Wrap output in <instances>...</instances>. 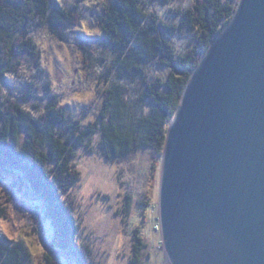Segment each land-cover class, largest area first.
Returning <instances> with one entry per match:
<instances>
[{
    "label": "trees",
    "instance_id": "obj_1",
    "mask_svg": "<svg viewBox=\"0 0 264 264\" xmlns=\"http://www.w3.org/2000/svg\"><path fill=\"white\" fill-rule=\"evenodd\" d=\"M157 2L171 1L104 0L96 12L98 36L106 45L100 48L81 40L79 46L84 72L92 77L101 97L96 119L86 125L61 106L50 85L42 109L35 103L24 106L22 102L35 97L28 92H21L20 101L0 95V186L12 181L11 188L23 196L26 178L31 192L48 204L51 247L75 264L97 261L89 243L77 244L75 239L79 227L72 216L77 208L73 190L81 174L73 162L78 150L93 154L95 136L100 153L111 163L147 150L155 180L166 134L190 75L233 17L239 0H192L188 7L170 8L177 24L153 9ZM82 19L75 3L71 7L61 0H0V87L10 74H17L18 56L40 57L34 33L44 29L52 38L68 43L70 30ZM180 37L189 38L186 50L175 44ZM40 205L38 201L34 208L39 210ZM5 211L0 205V218L6 217ZM134 238L136 251L145 247L137 229ZM136 251L132 264L141 263ZM0 264H34V257L24 242L10 241L0 232Z\"/></svg>",
    "mask_w": 264,
    "mask_h": 264
},
{
    "label": "water",
    "instance_id": "obj_2",
    "mask_svg": "<svg viewBox=\"0 0 264 264\" xmlns=\"http://www.w3.org/2000/svg\"><path fill=\"white\" fill-rule=\"evenodd\" d=\"M159 192L170 264H264V0H239L190 75Z\"/></svg>",
    "mask_w": 264,
    "mask_h": 264
},
{
    "label": "rangeland",
    "instance_id": "obj_3",
    "mask_svg": "<svg viewBox=\"0 0 264 264\" xmlns=\"http://www.w3.org/2000/svg\"><path fill=\"white\" fill-rule=\"evenodd\" d=\"M61 1L65 6L72 7L74 3L79 6L82 23L70 30L68 43L52 38L44 29L34 33L40 57L28 54L18 56L20 68L16 70V75L10 74L1 85L0 95L20 101L21 92H28L35 97L22 102L24 106L30 107L35 103L42 109L48 101L50 85L61 106L86 125L96 119L101 97L94 90L92 77L84 72L79 46L81 40H86L97 47H105L106 44L98 36L100 32L94 19L104 0ZM170 1L167 4L157 2L153 9L164 20L177 24L178 19L170 15L169 9L188 7L192 0ZM86 35L93 40L87 39ZM188 39L177 38L175 44L186 50ZM2 100L6 102L5 97ZM90 105L84 114L83 111ZM97 141L98 136H95L91 143L93 154H85L79 149L73 162L81 174L73 190L77 200V208L72 214L79 227L75 234L77 244L89 243L96 256L95 264H132L136 251L134 230L137 229L145 244L136 251L141 258L140 264H170L159 224L160 171L153 180L150 173L151 154L147 150L138 151L129 159L111 163L100 153ZM11 184L12 181L6 180L0 186V205L6 208V217L0 218V232L10 241L24 242L34 257V264H75L65 253L53 251L50 245L52 228L49 223L42 222L45 204L30 191H24L23 196L17 194ZM38 201L41 205L36 210L34 204ZM142 202L146 205L142 206ZM35 212L38 222L33 216Z\"/></svg>",
    "mask_w": 264,
    "mask_h": 264
},
{
    "label": "built area",
    "instance_id": "obj_4",
    "mask_svg": "<svg viewBox=\"0 0 264 264\" xmlns=\"http://www.w3.org/2000/svg\"><path fill=\"white\" fill-rule=\"evenodd\" d=\"M158 228V227H157Z\"/></svg>",
    "mask_w": 264,
    "mask_h": 264
}]
</instances>
